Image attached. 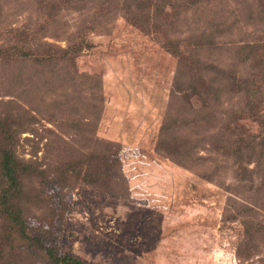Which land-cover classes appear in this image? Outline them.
I'll list each match as a JSON object with an SVG mask.
<instances>
[{"label": "rangeland", "instance_id": "obj_1", "mask_svg": "<svg viewBox=\"0 0 264 264\" xmlns=\"http://www.w3.org/2000/svg\"><path fill=\"white\" fill-rule=\"evenodd\" d=\"M190 1L0 0V119L35 170L0 262L264 264L240 217L264 209L262 0ZM104 154L111 190L69 165Z\"/></svg>", "mask_w": 264, "mask_h": 264}, {"label": "trees", "instance_id": "obj_2", "mask_svg": "<svg viewBox=\"0 0 264 264\" xmlns=\"http://www.w3.org/2000/svg\"><path fill=\"white\" fill-rule=\"evenodd\" d=\"M258 1H261V0H258ZM194 2L195 0H191L189 3H194ZM260 6H261L260 8L261 15H264V0H262V4H260ZM199 41L200 43L203 42L202 36H200ZM208 41L205 40L204 43L205 42L207 43ZM244 47L253 48L251 51L252 55L249 56V53H250L249 51L248 53L245 54L243 58L244 60L248 57H254L256 59L258 58L256 56L257 52L255 51L256 50L255 47H257L256 45L245 43ZM258 62L264 65V61H262L261 58H258ZM261 68H263V66ZM200 79L202 80V78ZM243 82L244 83L239 81V83L236 84V90H243L245 92H248L249 90L248 83H246V81H243ZM202 86H203V82H202ZM231 90L235 91V89L233 88H231ZM203 92L208 96L209 89ZM192 93H196V91H192ZM191 95H194V94H191ZM206 104L208 105V102H206ZM247 109L249 113L252 115L251 107L247 106ZM176 115L177 114L175 113V116ZM203 117H205V115ZM6 122L7 121L0 119V136L2 137V144L0 145V184H2V186H0V217H2V219H4L5 221V222L1 221L0 224H1L2 231L5 230V232H7V231H10L8 226L11 227L10 225H14L17 227L20 223L21 228L18 229L19 236L21 238H28L25 233L23 223L21 221V211H20L21 209L18 208V205L14 204V199L17 197L18 193L21 194L23 192L24 176L31 177L35 175V170H34V166L21 162V160L17 157L14 151L13 136L10 135L9 128L7 130L5 129ZM231 123L232 122H230V124ZM12 132L13 130L11 131V133ZM243 139L244 138L241 137L240 134H238L235 140H232L231 142H229L231 144V147L235 148L236 152L239 151L241 145L244 146L249 143L248 139L246 140H243ZM253 141L255 143H253L252 146H256L258 144L261 151L264 152V136L262 135L259 140L253 139ZM183 142L184 140H181V143L174 144V145L172 144L171 148L166 150V153L174 157V154L179 153L183 148L187 149L186 153L190 152V149L188 148V142H187V145L183 144ZM168 145H169L168 143H165V147H167ZM103 156H104V160L101 159L102 165H100L97 162V165H93V169H91L92 168V165H91V167H89L83 172H81V170L79 169L80 161L72 160L69 162V165L71 166V170H74V173L76 174V176L80 177L81 180L86 181L87 183H94L96 185H100L104 187L107 190L108 189L111 190L112 186L110 187V181H111L112 176L115 173L113 171V168L117 165V160L110 156L111 160L109 161L108 155L104 154ZM98 158L99 157H97L96 159ZM258 172L262 173L263 174L262 176H264V165H261V167L258 169ZM261 182H264V177L261 178ZM253 210H256V211H253ZM244 211H245V214H240L241 223L243 225L244 241H247L249 244V242L256 236H260L264 238V209L263 207L262 209H259V208L256 209V206L252 205V207H249L248 205L243 210V212ZM259 211L262 213V215L261 213H259ZM259 216H261L262 218H259ZM10 238L11 236L7 235V233L3 235L2 237H0V259L3 258L4 254L5 255L7 254V253H4V250H3V247H5L7 243H10V248H12V239ZM2 240H5V242H2ZM35 240L36 241H33V239H30L31 244H29V246L33 247L34 242L39 243L37 239ZM249 247H250V244L247 245V250L249 249ZM48 254L51 255L52 253L49 252ZM7 258H10V256ZM54 262L56 264H85L82 260L70 254L60 255L57 258H55ZM10 263H11L10 261L0 262V264H10Z\"/></svg>", "mask_w": 264, "mask_h": 264}]
</instances>
